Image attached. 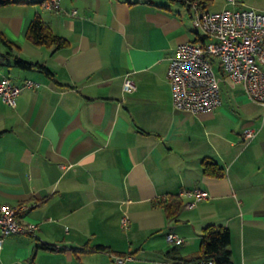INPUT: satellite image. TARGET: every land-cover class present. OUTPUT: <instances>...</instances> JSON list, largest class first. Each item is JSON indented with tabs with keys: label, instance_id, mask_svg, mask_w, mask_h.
I'll return each mask as SVG.
<instances>
[{
	"label": "crops",
	"instance_id": "crops-1",
	"mask_svg": "<svg viewBox=\"0 0 264 264\" xmlns=\"http://www.w3.org/2000/svg\"><path fill=\"white\" fill-rule=\"evenodd\" d=\"M244 7L264 11V0H206L198 10ZM193 13L169 0L0 4V32L13 43L0 42V78L21 87L14 107L0 99V203L25 204L19 219L36 225L5 238L0 264H115L114 254L131 255L122 264H175L199 255L208 224L229 229L233 264H264V107L225 77L213 110L172 106L166 75L176 45L199 37ZM36 15L64 47L25 37ZM246 128L255 135L244 138ZM207 157L221 177L203 173ZM197 187L208 197L185 207L181 192ZM175 197L182 206L167 218Z\"/></svg>",
	"mask_w": 264,
	"mask_h": 264
},
{
	"label": "built area",
	"instance_id": "built-area-1",
	"mask_svg": "<svg viewBox=\"0 0 264 264\" xmlns=\"http://www.w3.org/2000/svg\"><path fill=\"white\" fill-rule=\"evenodd\" d=\"M60 0H44L45 8H56ZM234 4L236 0H227ZM194 13L191 18L200 40L185 41L176 45L167 71L171 87L172 106L175 110L189 114L211 111L220 104L219 80L221 77L240 83L251 101L264 107V11L251 7L240 9L224 8L217 11H199L196 3L191 4ZM218 70V73H217ZM35 83L25 81V86ZM124 91L135 86L129 77L122 82ZM21 87L9 78H0V99L14 107ZM244 138L255 135V130L246 128ZM188 197L184 206L192 208L208 197L202 188L183 190ZM25 204L0 203V248L10 235H34L36 225L22 222L19 214ZM127 218H121L124 226ZM166 240L176 245L183 239L175 233L165 235ZM115 264L131 260L129 254L112 255ZM194 264H214L202 260Z\"/></svg>",
	"mask_w": 264,
	"mask_h": 264
},
{
	"label": "trees",
	"instance_id": "trees-1",
	"mask_svg": "<svg viewBox=\"0 0 264 264\" xmlns=\"http://www.w3.org/2000/svg\"><path fill=\"white\" fill-rule=\"evenodd\" d=\"M21 0H0V4H7L11 2H18ZM44 0H38L42 4ZM169 1H181L188 3L191 6L193 2L196 3L197 8L202 7L206 0H169ZM25 37L35 45H55L56 49L62 48L66 45V39L51 32V30L44 24L39 16H35L25 29ZM198 37L195 40H200ZM0 42L5 44L9 48H13V43L7 40L0 32ZM17 64L22 68H37L43 72L49 73V69L41 62H29L25 60H17ZM202 171L205 175L221 177L223 175V168L212 158H204L202 160ZM182 206V201L175 197L166 203H164V209L167 218L174 217L179 208ZM230 241L229 229L225 226H214L208 224L202 229V238L200 245V253L190 258H176L175 264H194L202 260H213L214 264H233L231 260L230 250L228 249ZM39 246L45 249H55V246L51 244L40 243ZM104 249V248H102ZM109 253H111L109 251ZM122 255V254H118Z\"/></svg>",
	"mask_w": 264,
	"mask_h": 264
},
{
	"label": "rangeland",
	"instance_id": "rangeland-1",
	"mask_svg": "<svg viewBox=\"0 0 264 264\" xmlns=\"http://www.w3.org/2000/svg\"><path fill=\"white\" fill-rule=\"evenodd\" d=\"M0 25H1V22H0ZM217 73H218V70H217ZM225 82L226 81H220V88H221V90L225 87Z\"/></svg>",
	"mask_w": 264,
	"mask_h": 264
}]
</instances>
